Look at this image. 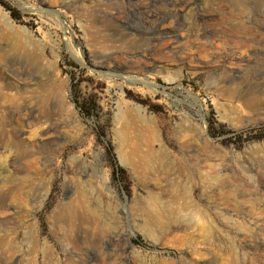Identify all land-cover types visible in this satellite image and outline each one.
<instances>
[{
	"label": "rangeland",
	"instance_id": "rangeland-1",
	"mask_svg": "<svg viewBox=\"0 0 264 264\" xmlns=\"http://www.w3.org/2000/svg\"><path fill=\"white\" fill-rule=\"evenodd\" d=\"M5 2L0 264H264V0Z\"/></svg>",
	"mask_w": 264,
	"mask_h": 264
},
{
	"label": "bare ground",
	"instance_id": "bare-ground-1",
	"mask_svg": "<svg viewBox=\"0 0 264 264\" xmlns=\"http://www.w3.org/2000/svg\"><path fill=\"white\" fill-rule=\"evenodd\" d=\"M19 36V35H18ZM185 40V39H184ZM178 43V42H177ZM177 43H176V45H177ZM179 43H180V41H179ZM185 42H183V44H184ZM191 43V42H190ZM182 44V43H181ZM180 45V44H179ZM179 45H177V47L179 46ZM182 46V45H181ZM185 46H186V44H185ZM183 47V46H182ZM181 47V48H182ZM187 48H188V46H186ZM173 48V47H172ZM184 48V47H183ZM183 48H182V50H183ZM190 48V47H189ZM186 50V49H185ZM181 51V50H180ZM189 51V50H188ZM173 52V51H172ZM182 52V51H181ZM170 80V79H169ZM233 95V94H232ZM135 109H137V108H135ZM232 109V108H231ZM130 111V110H129ZM136 111V110H135ZM133 113V112H132ZM142 113V112H141ZM236 113V112H235ZM147 118V117H146ZM236 118V117H235ZM235 125V124H234ZM157 126L155 125V121L153 122V120H149V119H144V117H142L141 116V114H140V112L138 111L136 114H130V116H129V121L126 123V125H125V127H124V129H123V131L122 132H120L119 134H118V136H119V138H120V141H121V139L122 138H127V137H129L131 134H134L135 136H136V138L137 139H143V137H146V138H148V141L149 142H151V141H153V140H156L157 139V137H158V134H157V128H156ZM186 127H184V129H185ZM188 128V127H187ZM182 129V128H181ZM183 132V131H182ZM205 132V131H204ZM184 134V133H183ZM183 136H185V135H182V137ZM187 136V135H186ZM190 137V136H189ZM205 137H207V136H205ZM133 138H135V137H133ZM132 140V139H131ZM205 140V139H204ZM125 141V140H124ZM129 141V140H128ZM139 141V140H138ZM145 141V140H144ZM126 142V141H125ZM132 142V141H131ZM122 143V142H121ZM130 143V142H129ZM139 143V142H138ZM145 143H146V141H145ZM125 144V143H124ZM132 144V143H131ZM129 145V144H128ZM133 145V144H132ZM146 145V144H145ZM152 145V144H151ZM120 146V145H119ZM147 146V145H146ZM145 146V148H147ZM130 147V146H129ZM123 148H126L125 146L123 147V145H121L120 146V149H119V151L120 150H123ZM131 148V147H130ZM139 148H140V144H138L137 145V147H135L134 149H133V152L134 153H139ZM128 150V149H127ZM132 150V148L130 149V151ZM129 151V150H128ZM132 152V153H133ZM122 153V152H121ZM133 153V154H134ZM147 153H149V151H147ZM153 154V153H152ZM126 155V154H125ZM131 155V154H130ZM141 155H143V153L141 154ZM150 155V154H149ZM127 156V155H126ZM139 156V155H138ZM159 156V155H158ZM124 157V156H123ZM130 157H132V156H130ZM134 157V156H133ZM142 157V156H141ZM148 157V156H147ZM138 157H136V159H137ZM143 159V158H142ZM135 160V159H134ZM140 161V160H139ZM189 161V160H188ZM194 161V160H193ZM139 164H140V162H139ZM142 164V163H141ZM144 164V163H143ZM186 164V163H185ZM132 165V164H131ZM136 165V164H135ZM143 166V165H142ZM141 168V167H140ZM206 177V176H205ZM208 179V181H206V182H211L212 183V181L215 183V184H218V183H220L221 182V180H222V177H221V175H218V176H216L215 178H212V179H209V178H207ZM181 194V197L182 198H184V200L187 198V199H189V190H188V188L186 187V186H183V188H182V190H181V192H180ZM155 198V197H154ZM156 199V198H155ZM186 199V200H187ZM153 201H155V200H153ZM170 206L169 205H167V206H165V209L164 210H159V213L161 214V213H167V212H169V208ZM180 209V208H179ZM90 210L91 211H93V212H96V209L93 207H90ZM183 211V210H182ZM173 213V212H172ZM97 214V213H96ZM186 216V215H185ZM173 218H175L174 220H175V222H176V216H172L171 215V220L173 219ZM174 222V223H175ZM177 223V222H176ZM179 225V224H178Z\"/></svg>",
	"mask_w": 264,
	"mask_h": 264
},
{
	"label": "trees",
	"instance_id": "trees-1",
	"mask_svg": "<svg viewBox=\"0 0 264 264\" xmlns=\"http://www.w3.org/2000/svg\"><path fill=\"white\" fill-rule=\"evenodd\" d=\"M0 4H2L7 10H9L11 12V16L15 19V20H20V16H19V13L14 9L12 8L11 6H9L7 4V2H5V0H0ZM78 107L80 108L81 112L83 114H87L88 116L92 113L91 109H92V106H90V104H88L87 102H79L78 104Z\"/></svg>",
	"mask_w": 264,
	"mask_h": 264
}]
</instances>
